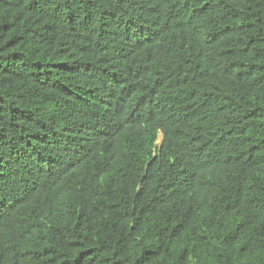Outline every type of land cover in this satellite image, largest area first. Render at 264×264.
<instances>
[{"label": "trees", "instance_id": "obj_1", "mask_svg": "<svg viewBox=\"0 0 264 264\" xmlns=\"http://www.w3.org/2000/svg\"><path fill=\"white\" fill-rule=\"evenodd\" d=\"M0 264H264V0H0Z\"/></svg>", "mask_w": 264, "mask_h": 264}, {"label": "rangeland", "instance_id": "obj_2", "mask_svg": "<svg viewBox=\"0 0 264 264\" xmlns=\"http://www.w3.org/2000/svg\"><path fill=\"white\" fill-rule=\"evenodd\" d=\"M161 138H162L161 133H159L157 138H156V145H158L160 143Z\"/></svg>", "mask_w": 264, "mask_h": 264}]
</instances>
